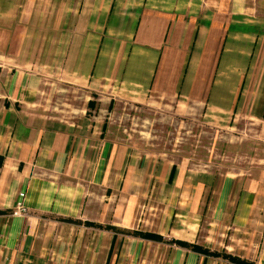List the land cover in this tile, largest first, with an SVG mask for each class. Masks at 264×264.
Here are the masks:
<instances>
[{
    "label": "crops",
    "instance_id": "obj_1",
    "mask_svg": "<svg viewBox=\"0 0 264 264\" xmlns=\"http://www.w3.org/2000/svg\"><path fill=\"white\" fill-rule=\"evenodd\" d=\"M256 4L0 0V264H128L147 244L184 250L166 264L209 262L170 242L213 248V239L200 243L196 235L207 181L111 137L100 110L109 113L116 103L194 104L214 125L241 111L252 84L235 78L234 67L225 77L223 69L239 63V55L233 51L229 60L226 52L249 34L237 12ZM41 38L52 42L50 49L38 46ZM58 91L66 95L58 98ZM226 180L211 199L209 224L229 235L214 247L264 264V181ZM19 191L28 213L13 216ZM146 198L161 205L158 212Z\"/></svg>",
    "mask_w": 264,
    "mask_h": 264
},
{
    "label": "rangeland",
    "instance_id": "obj_2",
    "mask_svg": "<svg viewBox=\"0 0 264 264\" xmlns=\"http://www.w3.org/2000/svg\"><path fill=\"white\" fill-rule=\"evenodd\" d=\"M240 10L236 14L239 16L238 21L241 26H247L249 34L247 33L246 39L234 41L235 45L224 54L230 60L234 51V55H239V63L227 64V69H223V76L234 67L235 78H242L243 83L252 84L246 92L248 96L245 95V104L242 105L241 111L234 112L227 120L214 125L206 122L201 107L194 104L182 107L167 101L152 106L116 103L113 109H109V113L100 110L102 115L106 114L108 117L105 121L109 122L111 137L122 138V141L137 145V151L142 155L175 164L179 174L207 181L203 202L208 205L206 207L201 202V208L204 210L200 221L202 227H199L196 235L200 243L206 236L213 239V248L210 250L220 252L221 249L214 247L215 241L227 240L229 233L227 231L220 236L212 230L214 225L209 224V207L213 205L211 199L215 198L223 179H227L226 185L236 179L246 185L249 177L264 181V104L259 103V99L264 96V0H257L256 7L247 10L248 12ZM42 26L43 32H47L51 24ZM45 44H48L46 49H50L52 42L46 41V38L38 40V46L44 48ZM236 46L238 54L232 50ZM50 57L47 56L45 60L50 61ZM49 76L53 81L56 80L55 74ZM45 85L52 89L55 84L48 82ZM74 94L79 97L77 101H83V91L79 90ZM65 95L66 92L59 91L56 94L58 98ZM82 105L80 103V106ZM154 186L156 191L157 185ZM146 199L149 206L155 207L152 211L158 212L161 205L159 206L153 198ZM143 209L146 211L148 207ZM209 228L211 230L207 231ZM207 242L210 243V240ZM177 248L175 245L147 244L140 252L142 256L128 264H166L174 255V251L175 255L180 257L185 253ZM133 250L131 247L130 251ZM227 262V259L221 257H209L206 264Z\"/></svg>",
    "mask_w": 264,
    "mask_h": 264
},
{
    "label": "trees",
    "instance_id": "obj_3",
    "mask_svg": "<svg viewBox=\"0 0 264 264\" xmlns=\"http://www.w3.org/2000/svg\"><path fill=\"white\" fill-rule=\"evenodd\" d=\"M134 235H138L141 236L143 238L146 239H150V240H157V241H163L162 237L160 235L154 234V233H150V232H143V231H133L132 232ZM170 242L175 243L178 246L181 247H186V248H190L191 250L199 253V254H203L204 256H210V257H221L223 259H227V261L232 262V263H239V264H253L251 262H247L243 259H240L236 256L233 255H229L228 253H226L225 251H211L207 248H203L197 244L194 243H188L185 241H181V240H171ZM203 264H205V261H203Z\"/></svg>",
    "mask_w": 264,
    "mask_h": 264
},
{
    "label": "built area",
    "instance_id": "obj_4",
    "mask_svg": "<svg viewBox=\"0 0 264 264\" xmlns=\"http://www.w3.org/2000/svg\"><path fill=\"white\" fill-rule=\"evenodd\" d=\"M23 191H19L17 193L16 199L12 206L11 215L19 216V215H26L28 213V208L25 204V196Z\"/></svg>",
    "mask_w": 264,
    "mask_h": 264
}]
</instances>
